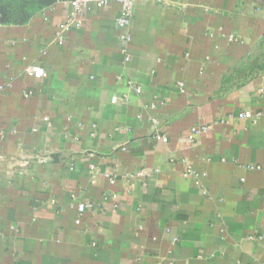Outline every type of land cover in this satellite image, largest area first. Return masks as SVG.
<instances>
[{
  "label": "crops",
  "instance_id": "obj_1",
  "mask_svg": "<svg viewBox=\"0 0 264 264\" xmlns=\"http://www.w3.org/2000/svg\"><path fill=\"white\" fill-rule=\"evenodd\" d=\"M67 1L0 0V264H264V0L111 3L59 44Z\"/></svg>",
  "mask_w": 264,
  "mask_h": 264
},
{
  "label": "built area",
  "instance_id": "obj_2",
  "mask_svg": "<svg viewBox=\"0 0 264 264\" xmlns=\"http://www.w3.org/2000/svg\"><path fill=\"white\" fill-rule=\"evenodd\" d=\"M111 3H117L120 7L119 10V15L116 18V26L120 29L123 30L127 24L129 23L132 13H133V8H134V3L135 0H68V12L66 14V19L64 22L60 23L55 31V38L59 44H61L65 38L66 33L71 29V28H78L81 25V20L80 16L85 12L90 9H95V8H103L108 6ZM123 39L125 42H128L130 38L128 35L123 36ZM128 60V56L125 57V61ZM25 72L28 76H32L35 78H39L42 75H44V69L39 66V65H30L25 69ZM178 86L182 88V84L178 83ZM140 88L136 87L135 92H139ZM31 94V91H23V95L25 97L29 96ZM117 101L116 97H112L111 102L114 103ZM162 104V102H160ZM263 112L262 111H252V110H239L235 113H228L225 117L222 118V122L224 123L225 121L231 120L233 118H240V119H247L249 120L252 124H256L259 120V118L262 116ZM43 120L49 124V119L48 117H43ZM92 129H96V125L92 124L91 125ZM210 128V125H197L193 126L191 130V135H196L200 132L206 131ZM94 134V131L91 132V135ZM191 137V136H190ZM157 139H164V137H161L160 135H156ZM40 160H42V157ZM245 168L247 170H261L262 166L259 164L255 163H247L245 165ZM205 173H199L196 171L194 168L191 167V165L187 164L185 167V170L182 172V176L184 177H192L196 181H199V179L202 176H205ZM114 179L110 178V182L112 183ZM93 205L91 203H79L77 205V214L74 219L75 223L80 222V217L82 215V212L85 210L87 207H92ZM175 241V239H174Z\"/></svg>",
  "mask_w": 264,
  "mask_h": 264
}]
</instances>
